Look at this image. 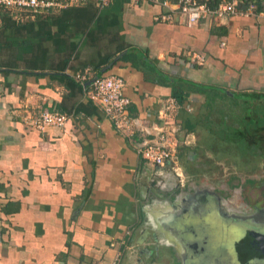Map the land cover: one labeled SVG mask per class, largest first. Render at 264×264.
<instances>
[{
	"label": "crops",
	"instance_id": "obj_1",
	"mask_svg": "<svg viewBox=\"0 0 264 264\" xmlns=\"http://www.w3.org/2000/svg\"><path fill=\"white\" fill-rule=\"evenodd\" d=\"M165 12L110 0L21 22L0 10V264H234L217 229L243 220L215 190L187 189L169 168L228 166H214L222 142L209 121L219 100L264 97V17L191 29L178 15L157 19ZM111 74L125 80L150 134L118 132L75 78ZM170 101L177 109L166 113ZM42 111L69 119L44 132L23 122ZM175 124L177 160L146 163L144 140ZM216 181L212 173L190 182Z\"/></svg>",
	"mask_w": 264,
	"mask_h": 264
},
{
	"label": "built area",
	"instance_id": "obj_2",
	"mask_svg": "<svg viewBox=\"0 0 264 264\" xmlns=\"http://www.w3.org/2000/svg\"><path fill=\"white\" fill-rule=\"evenodd\" d=\"M132 2L141 0H130ZM165 9L159 20L172 21L176 15L180 16L188 28H196L204 20L226 19L232 17H264L259 0H142ZM110 0H0V10L13 15L23 22L37 15L67 9L69 7L95 3L98 7H104ZM193 58L203 62L205 59L200 54H193ZM86 91L88 98L98 105L111 120L115 129L128 136L137 131L150 134L143 127L140 117L131 112V99L125 94V80L118 75H100L89 80L86 75L75 76ZM89 84V86H87ZM177 109L174 101H170L165 112ZM69 116L58 111H42L37 115H24L23 122L30 128L40 132L48 127H62L68 121ZM181 127L177 124L170 130L163 126L158 129L154 139L144 140L140 155L142 159L153 166L164 167L168 163L177 160L176 151L170 145ZM113 264H120L117 258Z\"/></svg>",
	"mask_w": 264,
	"mask_h": 264
},
{
	"label": "rangeland",
	"instance_id": "obj_3",
	"mask_svg": "<svg viewBox=\"0 0 264 264\" xmlns=\"http://www.w3.org/2000/svg\"><path fill=\"white\" fill-rule=\"evenodd\" d=\"M249 95L245 99L219 100L213 105V118L209 123L218 141L222 142V145L215 146L217 153L213 154L215 159L213 163L214 166L216 163L219 165L227 163L228 166L222 169H217L215 166L212 170H203V168H189L188 165H186L187 168L182 167L180 164V167H177L178 170H174L172 166L169 169L176 176L179 173L187 177V184H185L187 189L207 186L215 190L223 199V204L227 203L225 207L233 212L230 216L246 222L247 225H244L246 230L255 227L264 230V97L257 98L252 93ZM201 128L204 129V125ZM211 148L214 147L211 145ZM249 152L250 157H248ZM258 154H262L263 159H260L261 156L257 157ZM241 160L247 161V167L242 166ZM236 163V166H231ZM258 163L261 164L259 168H257ZM212 173L219 182L208 185L190 182L194 177H200V174L204 176ZM241 258L245 264V256ZM235 259L234 264H241L238 258ZM256 263L263 264L259 260Z\"/></svg>",
	"mask_w": 264,
	"mask_h": 264
},
{
	"label": "water",
	"instance_id": "obj_4",
	"mask_svg": "<svg viewBox=\"0 0 264 264\" xmlns=\"http://www.w3.org/2000/svg\"><path fill=\"white\" fill-rule=\"evenodd\" d=\"M244 225H247L246 222L244 224L234 222L231 227L218 228L217 244L225 243L229 247L233 261L234 258L237 260L245 256L248 264H257V260L264 264V230L258 227L246 230Z\"/></svg>",
	"mask_w": 264,
	"mask_h": 264
},
{
	"label": "trees",
	"instance_id": "obj_5",
	"mask_svg": "<svg viewBox=\"0 0 264 264\" xmlns=\"http://www.w3.org/2000/svg\"><path fill=\"white\" fill-rule=\"evenodd\" d=\"M263 8V5L261 4V9ZM250 153V152H249Z\"/></svg>",
	"mask_w": 264,
	"mask_h": 264
}]
</instances>
